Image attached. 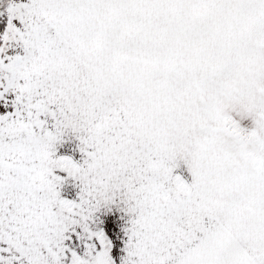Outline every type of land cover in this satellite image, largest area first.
Instances as JSON below:
<instances>
[{
  "label": "crops",
  "instance_id": "0c3cea01",
  "mask_svg": "<svg viewBox=\"0 0 264 264\" xmlns=\"http://www.w3.org/2000/svg\"><path fill=\"white\" fill-rule=\"evenodd\" d=\"M190 1L193 0H13L8 14L0 48V145L12 139L18 150L16 142L24 136L76 137V151L86 153L84 159L76 161L81 175L78 183H87L90 194L85 214L93 219L95 212L108 217L106 230L114 245L117 242L122 249L113 251L116 264H196V247L207 250L204 243L197 244V225L202 230L207 226V233L218 229L221 236L228 230L244 235L250 231L253 236L257 233L254 219L258 211L252 213L251 207L256 209L253 202L228 194L238 185L229 178L234 172L227 170L234 167L228 165V160L238 157L234 148L218 149L232 154L224 155L223 167L217 169L219 176L229 178L225 188H220L212 179L216 167L190 166L188 154L178 156V146L158 138L172 134L163 133L159 120L171 119L172 113H189V108L180 104L190 102L185 96L188 93L195 97V80L180 81L176 92L168 86L169 80L149 79L147 73L153 68L146 69L140 50L158 47L159 60L172 64L169 57L164 60L163 56L172 52L163 54L161 41L166 35L171 39L169 25L177 22L179 12L186 6L188 9ZM222 1L202 0V4L221 7ZM194 34L197 33L193 31V36L187 37L183 53L195 51L197 39H208V34ZM164 70L161 66L160 71ZM166 87H172L167 92L173 96L165 95ZM173 97L178 98L174 101L177 105H173ZM165 102L171 104L166 106ZM63 141L68 143L66 137ZM180 165L181 176L176 171ZM252 174L253 167H245L244 178L247 177L240 182L248 184ZM255 175L264 177L257 171ZM183 180L189 185L187 191L179 186ZM35 181L20 182L15 176L0 175V264L8 255L4 250L8 236L5 231L12 228L17 231L10 236L11 244L23 249L18 252L20 258L12 257L13 263L34 262L37 251H42L44 264H51L54 258L52 239L57 235L52 232V212L43 215L42 239H37L41 229L38 235L34 224L24 223L33 221V214L25 210L20 217L19 203L27 201L35 208L31 202L42 198L39 190L47 192L43 196L44 210H51L46 204L51 191L37 186ZM198 192L204 196L208 192L225 193L226 201L223 197L213 205L214 209L220 208L219 228L213 223L206 199L197 200ZM253 194L251 200L264 202V187L256 188ZM78 202L77 207L82 208L83 203ZM5 204L8 220L2 213ZM82 258V264H90V260Z\"/></svg>",
  "mask_w": 264,
  "mask_h": 264
},
{
  "label": "rangeland",
  "instance_id": "374dc122",
  "mask_svg": "<svg viewBox=\"0 0 264 264\" xmlns=\"http://www.w3.org/2000/svg\"><path fill=\"white\" fill-rule=\"evenodd\" d=\"M12 1L0 0L1 17L9 14ZM210 5L211 7H204L202 0L190 1L188 9L186 6L179 12L181 16L177 18V22L169 25L172 27L171 39L165 36L166 38L161 41L164 49L161 50L163 54L167 50L172 52L170 56H163L164 60L167 57L173 60L172 64L166 60H159L158 47L153 51L149 48L140 50L143 53L140 60L146 69L153 68L147 73L150 74L149 79L169 80L168 86H173L176 92L180 81H196H194L195 97H191L188 93L185 96L190 99V102L180 104L186 105L189 113L186 111L172 113L171 119L159 120V128L163 133H172L163 137L158 136L159 140L162 143L171 142L174 146H178L181 150L178 156L188 154L190 166L207 169L216 167L214 170L216 174L212 173L214 177L212 179L217 182L215 185L218 187L225 188L229 178L238 181V185H235L237 190L234 189V192H231L229 189L228 194H233L246 203L253 202L256 209L251 207L252 213L258 211L254 219L257 224L254 231L257 233L254 236L250 231H247L248 235H244L243 232L235 233L233 230H228L221 236L218 229L207 233L205 231L207 226H203L205 229L202 230V226L197 225L195 232L197 244L204 243L207 250L201 248L200 251L196 247V264H264V202L254 200L255 198L251 200L255 197L253 193L256 188L259 190L264 187V177L255 175L256 171L258 175L259 172L264 174V0H224L221 7H213V3ZM193 31L197 34H208V39H197L193 47L196 50L183 53V47L186 48L185 43L189 42L187 37L193 36ZM5 33L2 36V42L6 36ZM197 34L194 35L197 36ZM169 43L172 45L170 48ZM158 61L160 64L157 63ZM161 66L165 68L162 72ZM200 68L203 70H199ZM164 91L171 92L172 87H166ZM165 95L173 96L174 94L167 92ZM182 99L181 96L180 103ZM175 100L178 101V98H172L173 105H177V103L174 104ZM170 104L165 102L166 106ZM65 137L67 144L63 141ZM75 144L74 135L24 136L16 142L18 147L16 150L12 139H7L5 144L0 145L2 148L0 149V175L4 178L15 176V179H19L20 182L36 180L37 186H46L51 191L49 199L46 197V204H49L51 210H44L43 196L47 194L44 190H39L42 198L33 199L34 202H31L35 203V208L32 204H27V201L19 203L20 207L18 206L21 210V218L25 215L23 213L25 210L33 214L31 216L33 221L25 220L24 223L34 224L38 235L39 230H42L37 239L43 238L44 213L52 212L50 218L53 225L52 232L57 236L52 239L53 257L56 259L53 258L51 264H82V257L87 261L90 260V264H116L113 251L122 249L118 246L119 243L115 242L114 245L106 230L109 224L108 217L95 212L93 219L92 215L85 214L90 194H87L89 193L87 183H83L84 186L78 183L81 175L78 174L79 168L76 161L84 159L86 153L76 151ZM221 146H223L222 150H225V147L231 150L234 148V153H238L237 160H228V165L234 166L230 170L227 169L234 172L233 177L226 178L228 176L224 174L221 177L217 171L223 167L221 162L225 161L224 155L232 156L229 150L226 154L225 151L220 153L218 149ZM208 156L209 159H207ZM251 166L253 177L247 181L248 184L241 183L240 181L247 177L244 178L245 167ZM181 170V165L176 168L177 175L181 176L183 173ZM183 181L179 186L183 191H187L189 185L185 180ZM186 181H188L187 178ZM258 181L261 182L255 188ZM252 188L254 189L250 191ZM37 194L39 195L38 192ZM245 195L249 199L245 198ZM25 196H27L26 193ZM196 196L197 200L199 197L206 199L204 202L206 207H209L213 223L215 222L219 228L220 208L214 209L213 205L223 197L226 201L225 193L208 192L204 196L198 192ZM77 201L83 203L82 208L77 207ZM231 206L234 207L233 203ZM6 211L5 204L2 213L5 220H8ZM201 221L204 223L205 220ZM61 223L62 228H60ZM78 224L80 227L77 226ZM213 227H215L214 224ZM77 229H80V232H77ZM20 230L21 228L19 232ZM16 231H13V228L7 233L5 231V236H8L5 237L4 250L8 255L5 256L4 264H19L13 263L12 260L13 256L15 260L20 258L18 252L23 251V249L14 248L11 244L13 240L10 236ZM61 234L64 235L63 238H60ZM112 234L115 236L114 233ZM200 237L201 239L198 240ZM37 243L40 244V241ZM42 244L41 241L40 245ZM40 249H43L42 246ZM29 260L31 261L32 258L30 257ZM27 264H44L42 251H37L34 262Z\"/></svg>",
  "mask_w": 264,
  "mask_h": 264
},
{
  "label": "trees",
  "instance_id": "16d2710c",
  "mask_svg": "<svg viewBox=\"0 0 264 264\" xmlns=\"http://www.w3.org/2000/svg\"><path fill=\"white\" fill-rule=\"evenodd\" d=\"M8 25V15L0 16V45L2 44V36L4 35Z\"/></svg>",
  "mask_w": 264,
  "mask_h": 264
}]
</instances>
